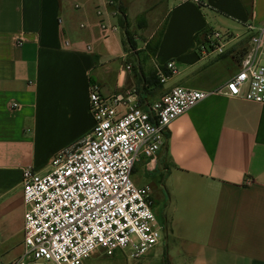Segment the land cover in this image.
I'll use <instances>...</instances> for the list:
<instances>
[{"label": "crops", "instance_id": "1", "mask_svg": "<svg viewBox=\"0 0 264 264\" xmlns=\"http://www.w3.org/2000/svg\"><path fill=\"white\" fill-rule=\"evenodd\" d=\"M175 6L151 55L130 50L122 30L105 34L102 19L118 24L107 0H0V264L24 252L23 170L47 174L93 130L90 82L108 97L135 91L143 110L174 87L216 90L240 70L247 25L264 23V0ZM211 30L234 39L203 58L197 46ZM169 61L179 73L161 83L157 67ZM131 178L162 204L166 241L111 264H264V104L210 95L170 123L157 161L142 157Z\"/></svg>", "mask_w": 264, "mask_h": 264}, {"label": "built area", "instance_id": "2", "mask_svg": "<svg viewBox=\"0 0 264 264\" xmlns=\"http://www.w3.org/2000/svg\"><path fill=\"white\" fill-rule=\"evenodd\" d=\"M98 14L103 11L98 9ZM100 25L107 36L122 30L105 19ZM246 28L250 41L240 70L216 90L174 87L143 110L135 91L108 97L98 83L90 82L91 133L58 152L47 174L23 170L24 252L11 264H84L99 252L109 258L120 253L139 260L159 245L163 226L153 209L152 189L133 183L134 165L142 157L156 162L170 123L210 95L264 104V23ZM232 39L211 30L197 52L203 58L221 56ZM165 71L157 67L161 83L179 73L175 61L167 62Z\"/></svg>", "mask_w": 264, "mask_h": 264}, {"label": "rangeland", "instance_id": "3", "mask_svg": "<svg viewBox=\"0 0 264 264\" xmlns=\"http://www.w3.org/2000/svg\"><path fill=\"white\" fill-rule=\"evenodd\" d=\"M113 13H116L118 18V24H121L122 15L119 12L118 6H121L125 15V18L129 25V32L131 38L136 40L135 46L147 47V44L154 45L158 41L159 34L161 33L164 24L166 22V17L168 11H172L177 8L175 2L170 0H119L117 3L114 0H108ZM181 12H184L190 16H194V12L189 6L185 7ZM123 31V29H122ZM124 34V31H123ZM154 212L158 220H160L157 212L163 211V206L154 199ZM166 241V234L162 231L161 241L158 248H164ZM122 254H117L114 257H105L101 253L93 255L89 260L85 261L84 264H111L113 261L117 260ZM91 263V264H92Z\"/></svg>", "mask_w": 264, "mask_h": 264}, {"label": "trees", "instance_id": "4", "mask_svg": "<svg viewBox=\"0 0 264 264\" xmlns=\"http://www.w3.org/2000/svg\"><path fill=\"white\" fill-rule=\"evenodd\" d=\"M116 1L117 3H119V0H114ZM118 10L120 12V14L122 15V18H121V24H119V26L121 27V29H123L124 31V36H125V41H124V44H127L129 49L130 50H135L136 49V46H135V42L133 41V39L131 38V35H130V32L128 30L129 28V25H128V22L125 18V15H124V12H123V9L121 6H118ZM165 25H166V22L164 24V27L161 31V33L159 34V37H158V41L156 44L154 45H151V44H147V47H146V50H149L150 51V54L151 55H155V53L157 52L158 50V47H159V43H160V40L162 38V35H163V31H164V28H165Z\"/></svg>", "mask_w": 264, "mask_h": 264}]
</instances>
